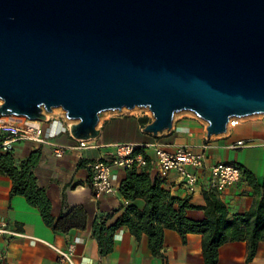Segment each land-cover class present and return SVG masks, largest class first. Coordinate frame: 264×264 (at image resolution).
Returning a JSON list of instances; mask_svg holds the SVG:
<instances>
[{"label":"water","instance_id":"obj_1","mask_svg":"<svg viewBox=\"0 0 264 264\" xmlns=\"http://www.w3.org/2000/svg\"><path fill=\"white\" fill-rule=\"evenodd\" d=\"M0 117L59 109L76 141L106 112L177 113L226 133L264 114V0H0Z\"/></svg>","mask_w":264,"mask_h":264},{"label":"crops","instance_id":"obj_2","mask_svg":"<svg viewBox=\"0 0 264 264\" xmlns=\"http://www.w3.org/2000/svg\"><path fill=\"white\" fill-rule=\"evenodd\" d=\"M116 113H103L97 126L99 136L89 141L86 149L78 148L77 141L69 134L70 122L58 109L48 114L41 122L42 135L54 146L66 149L61 158L54 157V146L51 144L37 146L27 141L11 144L10 150L17 162L25 160L31 152H40L34 176L36 184L45 191L50 201L51 217L56 220L61 213L80 207L86 214V227L82 231L71 230L66 235L53 233L43 224L39 212L30 207L24 198L9 196L11 182L0 175V230L10 233L0 235V264H57L56 254L50 246L65 248L69 244L74 245L77 264L99 263L97 243L92 237L93 223L105 221L107 227L112 226L128 206L133 205L139 210L144 206L142 199L127 202L121 196L119 189L127 172L123 169H114L116 190L113 194L94 198L90 191L92 165L112 155L118 144L139 146L137 152L151 161L155 146L172 151L174 146L179 145L198 151L208 141L207 165L233 164L251 172L258 183L264 181V125L258 120L245 118L225 135L207 138L206 124L190 113L181 112L174 115L169 131L153 136L142 131L152 121L144 113ZM141 119H146V124H142ZM237 140L250 141V145L237 150L226 148ZM149 175L156 179L154 169L149 168ZM159 181L161 188L170 195L189 200L194 209L185 212L188 219H203L201 189L188 194L174 172ZM217 196L226 206L229 217L247 212L253 198L252 189L244 180ZM160 252L165 258L164 262L151 256L145 236L136 242L128 229L121 227L113 235L111 253L102 258L100 264H203L198 235H188L186 243L182 244L175 232L166 230ZM245 255L244 243H226L218 249L217 264H245ZM249 264H264V242L258 245L256 255Z\"/></svg>","mask_w":264,"mask_h":264},{"label":"trees","instance_id":"obj_3","mask_svg":"<svg viewBox=\"0 0 264 264\" xmlns=\"http://www.w3.org/2000/svg\"><path fill=\"white\" fill-rule=\"evenodd\" d=\"M146 119H141L146 124ZM0 136V175L11 182L10 197L20 196L27 204L36 209L43 224L53 233L66 235L71 230H84L86 214L80 207L61 213L55 220L50 215L51 204L45 191L38 187L34 176L40 152H31L28 157L17 162L10 149L2 147ZM241 170L242 180L252 189V202L247 212L228 216L226 206L211 191H203V219L193 221L185 212L194 209L187 198L180 199L161 188V181L150 177L148 167L141 171L131 169L126 172L120 186V194L127 202L142 199L144 206L137 209L128 206L112 226L105 221H95L92 225V237L97 243L99 263L112 251V238L119 228L125 227L136 242L142 236L147 238L148 249L153 258L165 261L160 252L164 231L175 232L186 243L188 235H198L201 244L203 264H217L218 249L226 243L242 242L246 247L245 264L255 257L258 245L264 242V181L258 183L248 170Z\"/></svg>","mask_w":264,"mask_h":264},{"label":"built area","instance_id":"obj_4","mask_svg":"<svg viewBox=\"0 0 264 264\" xmlns=\"http://www.w3.org/2000/svg\"><path fill=\"white\" fill-rule=\"evenodd\" d=\"M2 102L0 101V105ZM152 120V115L147 109H141ZM64 115V113L62 112ZM264 125V114L254 116ZM243 119H230L226 132L239 125ZM226 134V133H225ZM224 134V135H225ZM0 136L3 137L2 147L10 149L11 144L19 142H31L37 146L49 143L42 135L41 122L29 121L24 118L0 117ZM79 149H86L89 141H77ZM54 146L53 144H51ZM250 145V141L237 140L231 142L226 148L230 150L243 149ZM210 148L209 142H204L198 151L187 146H174L172 151H167L161 146H155L154 158L148 161L141 153L139 146L135 144H118L114 147L112 155L96 161L90 169V191L94 198L111 195L115 192L114 169L129 171L136 169L141 171L148 167L156 172V179L162 180L169 173H176L179 184L188 194L195 193L198 189L211 191L220 195L228 187H232L242 181L241 170L229 163L207 165L206 151ZM64 147L54 146L55 158H61L65 154ZM10 234L4 229L0 235ZM56 254L57 264H77L74 258V245L69 244L65 248L50 246ZM2 253L0 250V260Z\"/></svg>","mask_w":264,"mask_h":264},{"label":"rangeland","instance_id":"obj_5","mask_svg":"<svg viewBox=\"0 0 264 264\" xmlns=\"http://www.w3.org/2000/svg\"><path fill=\"white\" fill-rule=\"evenodd\" d=\"M58 111H60V113H62L61 110L58 109ZM143 113H144V111H141V109H134V110H131V111L122 110L119 114L139 115V114H143ZM114 114H118V113L114 112ZM248 120L249 121H255V120H257V118L250 117Z\"/></svg>","mask_w":264,"mask_h":264},{"label":"bare ground","instance_id":"obj_6","mask_svg":"<svg viewBox=\"0 0 264 264\" xmlns=\"http://www.w3.org/2000/svg\"><path fill=\"white\" fill-rule=\"evenodd\" d=\"M241 122V121H240Z\"/></svg>","mask_w":264,"mask_h":264}]
</instances>
